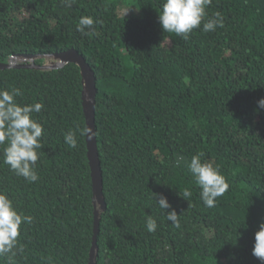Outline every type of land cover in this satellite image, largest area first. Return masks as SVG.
I'll use <instances>...</instances> for the list:
<instances>
[{
	"label": "trees",
	"instance_id": "obj_1",
	"mask_svg": "<svg viewBox=\"0 0 264 264\" xmlns=\"http://www.w3.org/2000/svg\"><path fill=\"white\" fill-rule=\"evenodd\" d=\"M0 0V62L42 55L34 66L0 67V90L20 104L41 103L42 149L29 182L3 162L0 191L22 223L0 264H264L252 254L264 223V0H211L187 39L159 22L163 0ZM216 12L224 27L207 33ZM91 16L94 35L77 31ZM76 49L94 72L95 136L104 207L96 202L81 67H43ZM219 166L229 189L207 207L189 171L193 155ZM179 166L176 165L177 159ZM187 189L192 195L181 194ZM165 196L180 227L156 199ZM157 221L149 232L147 218Z\"/></svg>",
	"mask_w": 264,
	"mask_h": 264
},
{
	"label": "clouds",
	"instance_id": "obj_2",
	"mask_svg": "<svg viewBox=\"0 0 264 264\" xmlns=\"http://www.w3.org/2000/svg\"><path fill=\"white\" fill-rule=\"evenodd\" d=\"M67 6H71L70 0H64ZM211 0H163L159 13V22L167 33H174L187 39L188 35L201 26L206 16V8ZM99 21L91 16H82L77 23V31L84 35L96 34L94 24ZM217 27H224V18L220 12H216L211 19L203 23L202 31L207 33L214 31ZM18 88L10 91L0 90V146H3V162L17 175L24 177L29 182L39 179L35 170L39 158L38 151L43 145L40 142L43 135V125L34 117L33 113L40 112L43 105L39 102L34 104H20L15 97L21 96ZM259 108H264V98L258 102ZM79 135H88L91 139L93 133L90 127L69 130L65 133V143L75 148L78 144ZM203 152L193 155L188 164L189 171L195 177L196 184L201 188V196L204 204L214 207L217 197H221L229 189L226 178L221 174L219 166L212 161H202ZM176 165L179 166L180 160ZM184 198L192 195L191 191L185 189L181 194ZM161 209L165 211L171 208L168 199L160 195L156 199ZM167 219L176 228L180 227V221L175 209L166 211ZM30 223L31 218L18 212L9 198L8 194L0 191V256L12 252L17 245V238L22 223ZM149 232L157 228V221L149 216L146 221ZM252 254L264 261V223L255 233V243Z\"/></svg>",
	"mask_w": 264,
	"mask_h": 264
},
{
	"label": "water",
	"instance_id": "obj_3",
	"mask_svg": "<svg viewBox=\"0 0 264 264\" xmlns=\"http://www.w3.org/2000/svg\"><path fill=\"white\" fill-rule=\"evenodd\" d=\"M42 55H19L12 56L9 63L0 62V67L6 66H34L35 60ZM58 59L53 65H42L43 67H60L67 62H75L81 67L82 75L84 77V90H83V105L86 114L87 128L92 129V137L89 139L87 135V144H88V156L92 169V179L94 186V193L96 197V202L100 204L101 207H104V199L102 193L103 181H102V169L100 165V159L98 154V146L95 136V99L97 93L96 78L94 72L92 71L90 65L87 63L86 59L82 54L79 53L76 49H69L61 51L52 55ZM22 58L20 62L18 59ZM95 229H94V238L93 244L90 253V264H95L96 262V248H97V232L99 225V211H95Z\"/></svg>",
	"mask_w": 264,
	"mask_h": 264
},
{
	"label": "rangeland",
	"instance_id": "obj_4",
	"mask_svg": "<svg viewBox=\"0 0 264 264\" xmlns=\"http://www.w3.org/2000/svg\"><path fill=\"white\" fill-rule=\"evenodd\" d=\"M20 62L22 61V58L19 57L18 59ZM56 62H58V59L53 57V56H45L44 57V64L45 65H53L55 64Z\"/></svg>",
	"mask_w": 264,
	"mask_h": 264
}]
</instances>
